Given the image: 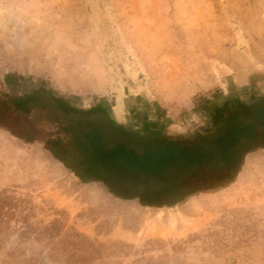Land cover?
Wrapping results in <instances>:
<instances>
[{
    "label": "rangeland",
    "instance_id": "rangeland-1",
    "mask_svg": "<svg viewBox=\"0 0 264 264\" xmlns=\"http://www.w3.org/2000/svg\"><path fill=\"white\" fill-rule=\"evenodd\" d=\"M38 91L125 111L140 134H192L264 94V0H0V98ZM49 118L29 120L50 132ZM2 188L48 228L20 236L10 219L0 264H264V148L222 188L144 207L0 127Z\"/></svg>",
    "mask_w": 264,
    "mask_h": 264
},
{
    "label": "trees",
    "instance_id": "trees-1",
    "mask_svg": "<svg viewBox=\"0 0 264 264\" xmlns=\"http://www.w3.org/2000/svg\"><path fill=\"white\" fill-rule=\"evenodd\" d=\"M40 92L18 104L0 98V127L25 142L41 141L79 180L99 181L113 196L135 199L140 206H172L188 195L230 183L244 155L264 148V94L229 105L220 110L217 122L192 134L152 130L153 134L141 135L112 123L98 108H70L53 98L70 123L58 121ZM45 114L50 115L47 122L53 131L43 132L29 120ZM24 204V198L0 189V234L14 217L26 227L19 230L20 236L37 228L27 220L31 204ZM47 228H37L36 234L47 233Z\"/></svg>",
    "mask_w": 264,
    "mask_h": 264
},
{
    "label": "crops",
    "instance_id": "crops-1",
    "mask_svg": "<svg viewBox=\"0 0 264 264\" xmlns=\"http://www.w3.org/2000/svg\"><path fill=\"white\" fill-rule=\"evenodd\" d=\"M44 97V96H43ZM89 106H92V108H98V109H100L103 113H105L104 111H103V109H102V106H98L97 104H95V105H89ZM52 108V107H51ZM112 112H110L109 114H110V116H108V115H106V113H105V115L107 116V118L112 122V123H114V124H118V123H120V122H122V120H125V111H122V110H116L115 108L114 109H112L111 110ZM150 117V116H149ZM148 117V118H149ZM128 119V118H127ZM130 126H131V128L132 129H134V130H136V126L135 125H132V124H129ZM150 129V128H149ZM151 130V129H150ZM153 130V129H152ZM152 130H151V132H147L146 134H141V135H150V134H153V132H152ZM154 131H159V130H154ZM161 132V131H160ZM161 133H163V132H161ZM140 134V133H139ZM46 150V149H45ZM48 152V151H47ZM50 154V153H49ZM51 155V154H50ZM51 157H52V155H51ZM54 159V158H53ZM54 160H56V159H54ZM57 161V160H56ZM57 162H59V161H57ZM60 163V162H59ZM241 168V167H240ZM239 171H240V169H239ZM238 171V172H239ZM72 173V172H71ZM238 174V173H237ZM76 177V176H75ZM236 177H237V175H236ZM89 181H91V180H89ZM93 182H99V181H93ZM101 183V182H100ZM102 184V183H101ZM227 184H229V183H227ZM227 184H225V185H223V186H221V187H218V188H222V187H224V186H226ZM103 185V184H102ZM218 188H215V189H218ZM215 189H211L210 191H212V190H215ZM208 191V190H207ZM200 192H203V191H200ZM205 192V191H204ZM196 193H198V192H196ZM192 195V194H191ZM191 195H188V196H191ZM188 196H186V197H188ZM186 197H184V198H182L180 201H178L177 203H175L174 205H176V204H178V203H180V202H182ZM128 200H135V199H128ZM136 201V200H135ZM174 205H172V206H174ZM145 207H154V206H145ZM160 207H162V206H160ZM163 207H170V206H163Z\"/></svg>",
    "mask_w": 264,
    "mask_h": 264
},
{
    "label": "water",
    "instance_id": "water-1",
    "mask_svg": "<svg viewBox=\"0 0 264 264\" xmlns=\"http://www.w3.org/2000/svg\"><path fill=\"white\" fill-rule=\"evenodd\" d=\"M39 94L49 100L51 107H52V112L58 121L70 123L69 120L64 118L62 109L56 106V102L53 100V98L49 94L44 93V92H40Z\"/></svg>",
    "mask_w": 264,
    "mask_h": 264
}]
</instances>
